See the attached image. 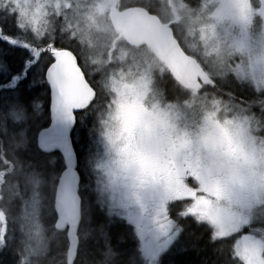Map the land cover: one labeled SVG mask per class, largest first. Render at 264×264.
I'll list each match as a JSON object with an SVG mask.
<instances>
[{"label": "rangeland", "instance_id": "374dc122", "mask_svg": "<svg viewBox=\"0 0 264 264\" xmlns=\"http://www.w3.org/2000/svg\"><path fill=\"white\" fill-rule=\"evenodd\" d=\"M159 1L162 3L167 1L169 8L167 9L164 4L159 5L157 0H148L153 8L161 7L159 17L164 27L170 28L172 21L178 19V16H183L182 23L186 28L181 22H176L175 29L182 33L185 46L193 52L187 55L201 64L204 74L222 77L231 74L237 80L240 79L252 85L258 92L264 90L262 65L264 60H261L264 58V25L262 23L264 10L260 7L261 0H197L195 3H192V0ZM114 2L115 0H0V4L16 12L19 24L35 40L41 37L52 39L56 37L55 35L72 38L83 60L89 66L94 65L92 74H100L103 69L101 72L109 78L105 88L110 102L104 108L92 109L93 112L95 111V125L90 132L83 165L91 173L88 175L95 183L93 187H96L101 204L106 209L111 207V211L131 219L143 251L149 256L150 261L154 260L156 264L161 252L170 249L177 242V240L171 242L174 238V235L172 236L173 221L166 214L171 206L167 209L162 198L154 196L149 189L144 188L145 184H138L135 195L119 182V178L111 189H106L99 174L91 168V162L102 157L106 148V139L102 135L103 127L100 120L106 112L114 108L125 141L121 151L126 157V163L142 165L147 154L151 157L152 164L160 162L161 166H157L160 167L158 171L168 172L162 151L171 146L172 137L169 135L171 121L157 108V102H159L157 99H161L163 94L160 96L159 90L154 91L153 95L148 94L150 91L148 80L141 81L135 86L141 75L150 76L161 73L164 66L146 44L137 45L127 41L122 28L117 23L116 16L123 15L128 10H115L119 0L115 2V6ZM244 7L248 8V14L242 13ZM176 9L180 14L176 13ZM255 20L259 28L252 30ZM195 56H200L198 57L200 60H197ZM107 60L116 63L118 69L114 68L109 73H105L108 71ZM43 69V65L38 66L39 76ZM35 86V81L30 83V88ZM144 98H147L151 105L154 104L153 118L163 117L160 122L165 124L166 130L161 127L159 137L155 136V132L153 136L144 130L146 125L142 122L137 107V102ZM213 99L220 102L218 106L221 107V114L226 108H230L229 115L239 112L251 116L253 122L261 126V133L264 134V110L262 113H246L233 101L227 100L228 103L225 106V101L221 100L220 96L214 98L210 95L199 96L172 102V109L174 108L178 123L181 126L195 128L205 116L209 102ZM44 108L45 99L41 97L40 105L36 101V118L41 119ZM15 114L17 118L13 120H19L23 116L18 112ZM30 122L35 123L37 120ZM25 131L24 128L23 132ZM187 160L189 167L191 166V169L195 171L194 175L198 179L200 190L207 197L204 200L205 203L194 198V201H197L194 204L199 205L195 209L197 212L193 214L196 221L200 222L207 218L206 212L201 207L207 208L209 212L219 211L240 223L264 221V203L257 202L258 198L254 196L250 187L226 190L209 179L199 164H194L188 158ZM53 164L49 162L47 167L36 165L40 169L41 178L32 182V178L27 175L25 182L28 185L24 190L30 188L31 195L39 196V199H50L54 181L57 178V170ZM173 176L174 173L168 174L162 182V188H160L162 192L171 199L193 197L192 193L188 192L185 186ZM161 179L162 177L156 173L151 182L157 180L161 182ZM32 203L39 205L36 201ZM184 207L187 210L190 208L189 204ZM209 219L213 224H219L218 219H215L213 215ZM42 238L43 236L39 239L27 236L24 248L37 251L40 245L37 244L34 249L33 242L41 241L42 245ZM263 247L262 238L247 234L236 238L234 244L244 264H264ZM34 255L38 253L35 252Z\"/></svg>", "mask_w": 264, "mask_h": 264}, {"label": "trees", "instance_id": "16d2710c", "mask_svg": "<svg viewBox=\"0 0 264 264\" xmlns=\"http://www.w3.org/2000/svg\"><path fill=\"white\" fill-rule=\"evenodd\" d=\"M157 3L167 6V1L162 3L157 0ZM116 7L120 11L142 9L158 18L162 10L161 7L155 9L150 6L148 0H119ZM182 19L178 22L182 23ZM173 35L187 54L193 53L185 46L175 25ZM74 45L72 38L59 40L56 37H41L35 40L19 24L16 12L0 4V96H17L21 92L27 97L26 103L18 101L10 107H0V264H155L143 251L131 219L111 211V207L106 209L93 187L94 181L85 175L84 155L91 129L95 125V111L92 109L106 107L110 98L104 88L99 86L100 78L92 74L94 65L89 66ZM55 48H68L76 54L87 78L97 91L93 103L76 114V124L71 135L81 175L79 194L82 201V217L77 231L79 241L75 258L71 262L67 260L66 231L57 230L54 226V193L64 162L60 153H44L36 142L37 132L46 127L50 120L49 85L45 70L53 60L50 51ZM195 57L200 60V56ZM39 65L44 66L40 76L37 74ZM13 77L17 78L16 81H13ZM33 81L36 86L30 88ZM170 81L175 82V87L181 88V98L176 100L168 84L164 90V100L177 102L210 95L213 98L220 96L225 102L233 101L246 113H262L264 110V90L258 92L252 85L237 80L231 74L223 77L208 76V80L203 81L197 90L185 88L174 78ZM41 97L45 99V108L40 119L35 117V111L36 101L40 105ZM83 111L88 114L84 116ZM170 111L175 116L174 108ZM17 112L23 115L22 118L13 120L17 118ZM31 120L37 122L31 123ZM49 162L54 163L57 170L52 197L39 199V196L30 195L26 199L25 193L30 191V188L24 190L28 185L25 182L27 175L35 182L41 178L40 169L36 165L47 167ZM203 197V194L196 196L204 202ZM33 201L39 202V205L36 206ZM186 204L190 206L188 210L184 209ZM198 206L191 199H185L174 201L168 209L166 214L173 221L174 238L171 242H177L170 249L159 253L160 258L156 264H244L234 248L236 238L247 234L260 237L264 242V221L240 223L219 211L209 212L200 206L207 218L198 222L193 217ZM212 215L218 219V225L210 221ZM34 218H38L45 228L43 244L41 241L33 242L34 249L37 244L40 245L37 251L24 248L28 236L25 226ZM35 252L38 255H34ZM262 255L264 257V247Z\"/></svg>", "mask_w": 264, "mask_h": 264}, {"label": "clouds", "instance_id": "9594fccd", "mask_svg": "<svg viewBox=\"0 0 264 264\" xmlns=\"http://www.w3.org/2000/svg\"><path fill=\"white\" fill-rule=\"evenodd\" d=\"M219 103L217 100L209 102L201 122L190 128L181 126L167 107L157 102L159 111L171 121V150L199 164L207 177L224 189L250 187L258 198L257 202L264 203V134L261 126L253 122L251 116L239 112L229 115L230 108L221 114ZM227 103L224 102L225 106ZM100 124L106 148L102 157L91 162V168L99 174L106 189H111L119 178V182L135 195L137 178L151 180V157L146 154L142 165L126 163L121 151L125 141L114 108L105 113ZM30 195V191L26 192L25 198H30ZM25 227L26 234L36 239L45 232L38 218Z\"/></svg>", "mask_w": 264, "mask_h": 264}, {"label": "water", "instance_id": "95a60500", "mask_svg": "<svg viewBox=\"0 0 264 264\" xmlns=\"http://www.w3.org/2000/svg\"><path fill=\"white\" fill-rule=\"evenodd\" d=\"M116 20L130 42L146 43L186 87L193 86L200 79H206L200 64L186 55L157 18L148 16L142 9H132L125 15L117 16ZM52 56L53 61L45 72L49 84L50 120L46 127L37 132L36 142L44 153H60L64 162L54 193V226L57 230L66 231L67 260L71 262L76 255L79 241L77 231L82 217L79 194L81 177L71 133L76 124V113L93 102L96 90L87 80L72 50L56 49ZM168 156L177 163L179 176L184 177L185 170L180 165L176 152L169 150Z\"/></svg>", "mask_w": 264, "mask_h": 264}, {"label": "flooded vegetation", "instance_id": "af4514ba", "mask_svg": "<svg viewBox=\"0 0 264 264\" xmlns=\"http://www.w3.org/2000/svg\"><path fill=\"white\" fill-rule=\"evenodd\" d=\"M194 1L196 2L197 0H192V3H195ZM115 2H117V0H115ZM260 5H261L260 7L262 8V10H264V0H261V4ZM167 6H168V4H167ZM115 10H118V8L116 6H115ZM126 13H124V14H126ZM176 13L177 14H180V12H178L177 9H176ZM242 13L248 14V8L247 7H244ZM181 19H182V16H178V19H176L175 21H172L171 22V24H170V32L172 34H173V29H174L175 23L178 22V21H181ZM262 23L264 25V15H263V18H262ZM252 25H253L252 26V30H254L255 28H257V29L259 28L258 27L259 25H258V23H256V20L253 22ZM182 26L184 28H186L183 25V23H182ZM180 34H182V33H180ZM55 36L59 40L69 39L65 35H55ZM141 45H144V44H141ZM55 49H59V48H55ZM263 57H264V55H263ZM261 60H264V58L261 59ZM160 61H161V63L164 66L163 71H161V73H154V74H152L150 76H147L146 74L141 75V77L139 78V80L135 83V86L139 85L141 81L148 80V83L150 84V86L148 87L149 90H150L148 92V94L153 95L154 91L159 90L161 92L160 93V96H161V94H163V95H162V98L161 97H160L161 99L158 98L157 101H159L160 106H166L167 109H168V111L171 113L170 109L172 108L171 107L172 101H170V100H164V98H165L164 90H165V88L169 84V86H170L169 87V90H170V92H173V94H174V96L176 97V100H177V99L181 98V96H180L182 94L181 88L180 87L179 88L175 87V82L174 83H171L170 80H172V78H174V80H176V82L179 83L180 85H183L184 86V84L175 77L172 69L166 63H164L161 59H160ZM107 63H111V64H109L108 71H106L105 73H109L111 69H114V68L116 69L117 68V64L116 63L111 62L109 60H107ZM262 65L264 67V61H263ZM93 75L95 77H97V78L98 77L100 78L99 86L100 87H103L104 88L103 90H105V92H107V90H106L107 86H105V83L107 84V81H108L109 78H107L106 75H104V73H102V75H100L98 73L97 74H93ZM129 82H131V81H128V83ZM199 82H202V81H197L194 84V86L195 85H198ZM131 83H133V82H131ZM122 85H124V84L122 83ZM149 102L150 101L147 98H144V100H141V101L137 102L138 111L140 113V116L142 117V122L145 123V125H146V126H144V130L146 132H149L153 136H154V132H155V136L156 137H159L160 132L162 130L161 127H163L166 130L165 124H163L162 122H160V120L163 119V117L158 116L157 119L156 118H153V115L155 113L154 104L151 105ZM82 114H84V116H85L88 113L85 112V111H83ZM87 144H88V142H87ZM86 148H87V145H86ZM170 149H171V146H168V147L164 148L163 151H162L163 157L165 158L166 168H167V171H168L167 173H165L164 171H158V169L160 167H157V166H161V164H160L159 161H157V162H155V163H153L151 165V170H150V173H149V175L151 176V179L154 178V176L157 173V175H159V176L162 177L161 182L159 180H157L156 182H151V180L149 181V180H144V179H140V178H137V181H136L137 186H138V184H145L144 188L149 189V191L154 196L161 197L162 200L165 202V206H166L167 209L172 204L173 199H171V197H167L162 192V190L160 188H162V185L161 184L168 177V174L174 173V176L173 177L175 179L177 178L180 181V183L185 186V189L188 192L192 193V195L194 197L197 196V195H199V194H203L202 190H200V188H199L198 179L194 175L195 174L194 169L193 168L191 169V166L189 167V163H188L187 158L184 157L183 155H181V153H177V156H178V160H179L180 165L182 166V168L185 170L186 173H185V176L184 177H180L179 176L178 170L176 168V164L177 163L172 158H170L167 155V152ZM85 154H86V150H85ZM86 170L84 171L85 172V175L90 178V176L87 174ZM90 180H91V178H90ZM90 180L88 181V183H90ZM190 197H192V196H188V197L185 196L183 199H185V198L186 199H191ZM205 198H207V197L204 195L203 199H205ZM177 199H182V198H177ZM174 200H176V199H174Z\"/></svg>", "mask_w": 264, "mask_h": 264}, {"label": "snow or ice", "instance_id": "6c2138e0", "mask_svg": "<svg viewBox=\"0 0 264 264\" xmlns=\"http://www.w3.org/2000/svg\"><path fill=\"white\" fill-rule=\"evenodd\" d=\"M16 77H13V81H16ZM18 101H24L25 103L27 102V97L23 95V93H19L17 96H0V107L2 108H7L10 107L13 103L18 102Z\"/></svg>", "mask_w": 264, "mask_h": 264}]
</instances>
